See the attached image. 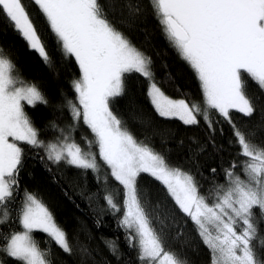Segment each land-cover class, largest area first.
<instances>
[{"label":"snow or ice","instance_id":"6c2138e0","mask_svg":"<svg viewBox=\"0 0 264 264\" xmlns=\"http://www.w3.org/2000/svg\"><path fill=\"white\" fill-rule=\"evenodd\" d=\"M34 5L55 37L60 58L78 67L79 79L72 82L78 103L68 100L72 127L82 121L93 139L85 138L84 147L74 139L70 142L69 135L41 139L25 108L46 105L47 98L35 83L19 77L13 60L0 56V233L9 225L13 210L18 211L15 222L20 226L0 235V253L14 264H54L48 259L50 252L42 250L34 237L42 232L64 253L72 254L65 230L35 195L28 193L18 209L13 207L22 142L42 150L56 165L96 170L97 157L103 162L122 186L124 213L119 226L136 249L139 264H189L166 250L171 238L168 217L173 221L183 217L196 226L210 250L211 264H264V129L242 131L232 118V110L246 117L257 110L246 94L248 80L264 91V0H147L143 6L129 5L127 0H120L118 6L114 0H34ZM145 10L158 18L170 47L198 79L206 105L203 112L198 102L173 99L158 86L151 58L114 22L119 18L135 24ZM0 22L10 25L46 66L54 65L24 0H0ZM136 74L149 82L146 95L159 117L179 119L184 125H198L203 119L215 134L209 116L214 112L231 126L239 154L248 159L239 165L233 161L224 169L225 184L204 194L192 174L139 143L115 114L113 102L127 94L128 80ZM211 171L216 173L215 168ZM145 173L163 192L164 198L155 202L163 209L159 228L143 200L149 193L139 178ZM106 199L113 213L120 211L111 197ZM109 249L118 255L114 244L109 243ZM0 264L8 262L0 260Z\"/></svg>","mask_w":264,"mask_h":264},{"label":"trees","instance_id":"16d2710c","mask_svg":"<svg viewBox=\"0 0 264 264\" xmlns=\"http://www.w3.org/2000/svg\"><path fill=\"white\" fill-rule=\"evenodd\" d=\"M24 3L39 27L47 50L54 58V65L46 66L5 22H0V56L13 60L19 77L35 83L47 98L46 105L38 103L35 107L25 108L39 130L40 138L48 141L69 135L70 142L74 139L84 147L85 138L91 140L93 136L82 121L73 129L74 121L68 106V100L78 103L72 86L73 80L79 79L78 67L74 61L60 58L55 37L49 32L34 0H24ZM114 3L118 6L120 0H114ZM127 3L143 6L147 0H127ZM114 22L127 32L134 45L151 58L155 82L169 97L185 99L190 104L195 101L200 104L202 112L206 109L198 79L190 66L170 47L157 17L145 10L135 24L128 25L119 18ZM148 83L139 74L132 75L128 80L127 94L112 104L115 114L125 122L139 143L163 155L171 166L192 174L204 194L211 192L217 184H225L224 169L233 161L239 165L248 159L239 154L240 148L234 142L231 126L214 112H209V116L214 122L215 134L203 119L198 125H184L175 118L159 117L146 95ZM246 94L257 110L252 117L232 110L233 122L242 131L259 133L264 129V91L248 80ZM20 146L24 152L14 209H18L28 193L35 195L52 212L58 226L65 230L72 248V254L64 253L47 234L35 232L38 246L46 253L50 252L49 260L54 264H139L136 249L130 246L125 229L119 226L124 213L122 186L111 177L110 170L98 157L96 170H83L63 162L53 164L42 150L22 142ZM92 151L98 152V149L93 147ZM213 168L216 169L215 174L211 171ZM236 171L240 172V168L237 167ZM139 183L149 193L143 200L154 226L159 228L160 220L164 218L163 209L155 202L164 198L161 187L146 173L141 175ZM106 197L112 198L120 208L119 212L113 213ZM17 215L18 211L13 210L11 221L4 226L3 233L20 230L15 222ZM166 225L171 237L166 243L167 251L179 254L189 264H211L210 250L190 220L178 217L173 221L168 217ZM261 233L264 234V228ZM109 243L115 245L118 255L112 254ZM0 260L14 264L3 253H0Z\"/></svg>","mask_w":264,"mask_h":264},{"label":"rangeland","instance_id":"374dc122","mask_svg":"<svg viewBox=\"0 0 264 264\" xmlns=\"http://www.w3.org/2000/svg\"><path fill=\"white\" fill-rule=\"evenodd\" d=\"M179 120V119H178Z\"/></svg>","mask_w":264,"mask_h":264}]
</instances>
